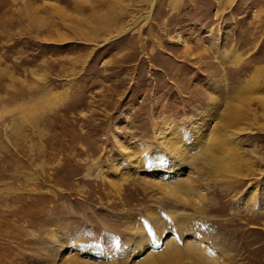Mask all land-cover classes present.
Listing matches in <instances>:
<instances>
[{"label": "rangeland", "instance_id": "rangeland-1", "mask_svg": "<svg viewBox=\"0 0 264 264\" xmlns=\"http://www.w3.org/2000/svg\"><path fill=\"white\" fill-rule=\"evenodd\" d=\"M0 264H264V0H0Z\"/></svg>", "mask_w": 264, "mask_h": 264}, {"label": "bare ground", "instance_id": "bare-ground-1", "mask_svg": "<svg viewBox=\"0 0 264 264\" xmlns=\"http://www.w3.org/2000/svg\"><path fill=\"white\" fill-rule=\"evenodd\" d=\"M148 17H149V15H148V13H147V14L144 15L142 18H143V19H147ZM143 19H142V20H143Z\"/></svg>", "mask_w": 264, "mask_h": 264}]
</instances>
